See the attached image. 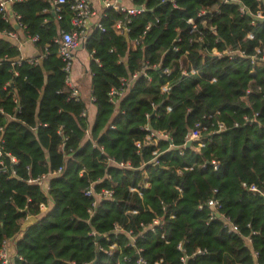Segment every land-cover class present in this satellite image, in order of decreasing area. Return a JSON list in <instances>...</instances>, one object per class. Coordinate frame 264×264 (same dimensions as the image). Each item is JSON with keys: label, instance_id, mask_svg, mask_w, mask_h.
I'll return each instance as SVG.
<instances>
[{"label": "trees", "instance_id": "obj_1", "mask_svg": "<svg viewBox=\"0 0 264 264\" xmlns=\"http://www.w3.org/2000/svg\"><path fill=\"white\" fill-rule=\"evenodd\" d=\"M51 1L15 0L9 5L22 31L37 35L34 46L38 52L46 46L47 53L38 63L16 61V46L0 39L1 159L5 166L0 173V241L20 234L11 264H88L95 256L90 230L104 233L118 221L136 233L139 222L147 224L154 217L162 225L143 232L135 241L149 264L159 257L166 264H264V197L246 188L264 189V66L249 74L246 59L202 54V47L208 51L236 44L250 52L258 41L264 48V21L249 25V17L239 15L232 1L175 0L177 7L171 8L160 0H132L145 11L130 17L126 35H117L111 24L122 15L106 10V17L100 20L104 31L92 28L83 44L90 54V95L95 111L88 123L87 115H81L84 102L74 100L64 87L63 64L52 42L59 29H71V13L62 4L60 18L54 20ZM238 1L251 10L256 4L254 0ZM199 10L205 11L202 17L196 16ZM186 18L198 25L202 18L214 27V32L201 30L203 46L187 44L191 35ZM147 22L150 28L131 49L130 40L141 34ZM2 29L14 28L0 18ZM246 30L252 31L251 40H242ZM176 36L181 42L178 51H173ZM4 55L9 60H3ZM143 63L154 67L146 68L145 76H137L115 102L110 101L109 88L117 87L119 77L129 76ZM179 64L190 65L197 73L180 75ZM163 67L170 69L168 76L160 72ZM210 77H214L212 82ZM166 81L169 90L161 93L159 87ZM247 88L251 91L245 93ZM216 121L224 129L211 134L197 152L193 144L182 146L193 124L212 123L215 128ZM145 125L166 132L168 139L142 146L136 153L134 142H141L147 134ZM154 148L160 154L158 165L152 167L148 160ZM5 153L17 162L11 164ZM106 158L128 161L135 167L144 165L141 170L121 169L106 165ZM211 160L217 162L216 169L209 164ZM188 166L190 170L175 173ZM59 168L58 174L49 177L45 193L25 182ZM142 171L149 187L140 189L137 196L127 187L136 185ZM98 180L94 190L114 183L113 196L88 214L91 198L83 190ZM211 197L218 200L220 215L210 219L206 201ZM39 204L46 207L43 212ZM131 209L136 212L125 213ZM26 215L34 220L21 229ZM223 217L237 231H227ZM178 243L181 250L176 248ZM196 249L205 251L193 255ZM122 251L130 254L129 249ZM181 256H186L183 262ZM104 261L105 256L98 253L96 264Z\"/></svg>", "mask_w": 264, "mask_h": 264}, {"label": "built area", "instance_id": "obj_2", "mask_svg": "<svg viewBox=\"0 0 264 264\" xmlns=\"http://www.w3.org/2000/svg\"><path fill=\"white\" fill-rule=\"evenodd\" d=\"M12 1L15 0H0V18L3 22H14L17 24L18 28H20V25L15 21V19L18 17L16 14L10 11L9 5ZM221 3H227L228 1H232L236 4V10L239 13V15H246L249 17V25L254 26L257 23L264 21V0H254L256 2L255 7L253 10L249 9L246 5L242 4L238 0H217ZM62 4L67 5V9L71 13L70 17V24L71 29L70 30H64L59 29L57 32V35L53 38L52 42L56 45V56L62 61L63 64V71L65 72L64 77V87L69 90V96L72 97L74 100L79 99L78 91L75 88V86L71 83L69 78V71L70 67L73 61V51L79 47L80 45L83 46L86 38L89 35V32L92 28H96L100 31H104V27L100 23L101 18L106 17V10H112L118 14H121L122 16L116 20L113 21L111 24V28L117 35H126L129 32L128 23L130 22V17L141 14L145 11V8L143 5H134L132 4V0H101L100 5L97 9H94L91 7L89 0H52L50 3V13L52 15V18L54 20H58L60 18L59 10L60 6ZM160 4H169L171 8H176V2L175 0H160ZM205 14L204 10H199L196 13L197 17H202ZM93 17V22L90 24L91 27L88 28L87 23L90 18ZM154 21L157 22L158 18H154ZM185 22L188 24V33L191 35V37L187 38V44L188 45H198L199 47L203 46V36L201 33V30L207 28L208 30L214 32V27L207 25L206 20L200 18L199 25L192 19V18H186ZM89 25V26H90ZM151 26L150 22H147L143 26V30L140 35L136 36L135 38L130 40V48L135 49L137 44L139 43V39L141 35H143ZM177 29V28H175ZM22 37L24 38L25 42L34 45V42L37 41L38 37L37 35H30L22 31ZM18 34L15 29L13 30H0V39H5L12 43V41L17 40ZM253 38L252 31L246 30L243 33L242 40H251ZM214 41H218L217 37L214 39ZM173 44L171 45V49L173 51H178V43L181 42V38L179 36H176L173 39ZM17 48V46H16ZM18 49V48H17ZM202 50L208 55V56H217L216 58L223 56L226 57L229 60L242 58L246 59L250 65L249 74H253L256 68L264 66V48L260 45V41L256 45L252 47V50L250 52H246L244 48H241L238 44L234 46L226 45L222 47L221 49H217L216 47H211L208 51L202 47ZM111 52V50H108ZM38 52V51H37ZM92 52V51H91ZM47 53L46 46H44L43 50L41 52H38L33 57H23L21 55H18L16 58V61L27 59L32 64L38 63L39 59ZM185 50L183 51V55H185ZM90 56V54H89ZM9 60L5 55L3 56V60ZM180 59H178L179 61ZM95 62H98L97 59H94ZM180 65V64H179ZM148 67H154V65L149 66L147 63H143L141 67L132 72L127 77H119L118 79V86L117 87H110L107 96L108 99L112 102L116 101V98L120 97L123 92L126 90V88L129 86V84L140 74L142 76H145V69ZM160 72L166 76L169 75L170 69L168 67L161 68ZM179 72L180 75H187V74H195L197 73L196 69L192 66H187V68L179 66ZM16 72L13 71V75H15ZM147 78V77H146ZM214 80V77H210L208 79L209 82H212ZM8 85V82H6L2 88H5ZM169 83L168 81L164 82L162 85H160L159 90L161 93H165L169 90ZM251 89L247 88L245 93L250 92ZM92 96L89 97V102H92ZM12 101L16 103V98L12 94ZM151 107L154 108V105L151 104ZM169 110V107H165V112ZM0 115H4V111L2 110L0 106ZM6 115V114H5ZM81 115H86V108L81 111ZM8 117V115H6ZM209 117V116H208ZM244 119H246L244 117ZM236 125V124H234ZM145 131H147V134L143 137V140L141 142L136 141L134 142V146L137 148L136 153H139L138 150L142 146L147 145H153L155 146L157 143V140L160 139H168V135L166 132L163 131H153L150 130L146 125L143 127ZM2 125H0V173H3L5 171L4 163L1 159L2 157ZM224 129V125L216 121L215 122V128L212 123H210L208 126L205 124H202L201 122H197L193 124V126L188 129L186 134L184 135V142L182 146L184 147V144L186 141L190 142V146H192V149L197 152L206 141L209 140V137L214 132H218ZM57 133L59 134V131L57 130ZM85 135L88 137V132L85 131ZM189 146V147H190ZM100 149V148H99ZM160 153L156 148L152 149L150 151L151 158L148 160V164H150L152 167L158 165V155ZM5 156H7L9 162L11 164H15L17 160L11 156L8 153H5ZM106 165H114L117 168L121 169H130V170H141L144 163H140L137 167L133 166L128 161L125 162H115L111 158H106L105 161ZM209 164L212 166L213 169L217 168V162L215 160H211ZM191 167H182L175 169V173L177 175H180L183 170H190ZM60 172V168L57 169L54 172H49L46 174H39L35 177H28L25 182L34 184L38 186L42 192H46L48 188V179L49 177L58 174ZM10 174H13V171H11ZM81 174V173H80ZM99 182H89L88 185L84 188L83 194L84 196L91 198L90 201V208L87 209L88 214H92V208H98L99 202L105 199H111L113 196V186L115 184L113 183L110 187H101L97 191L94 190V184ZM242 186L245 187V184L242 183ZM149 187L148 177L145 175V173L142 171L141 173V179L136 183L134 186H128L127 190L130 192H135L137 196H140V189H145ZM247 190L251 191L252 193H258L260 196L264 197V189L259 190L254 185H249L246 187ZM177 190H179L177 188ZM215 192V190H214ZM264 205V202H263ZM206 206L209 208L208 216L209 218H213V216H217L216 214L220 215L218 213V209L220 207V204L218 200L214 197L209 198L206 201ZM45 206L43 204H39L38 209L40 212H43L45 210ZM131 213L134 214L136 210L131 209L127 210L125 213ZM224 226L227 228V231L234 232L237 231V228L234 224H232L227 217H223ZM162 225V221L158 217L152 218V220L147 223L143 224L139 222V231L134 233L132 229L125 227L122 223H119L118 221H113L111 223V227L108 231L104 233H97L94 230H90L88 232V235L95 238L97 235L101 236L100 241H102L101 244H97V251L98 253H101L105 256V261L103 264H149L148 260L142 255V248L137 246L135 244V241L137 238L141 237L143 232L145 231H151L153 232L155 230V227H160ZM254 233V232H252ZM163 235L160 233L159 238H162ZM8 241L9 239H3L0 241V264H11V259L13 257V254L9 252L8 249ZM246 244L250 243V239L248 237L245 238ZM177 249L181 250L180 243L176 246ZM123 249H129L130 254H124ZM204 249H196L192 254L198 255L203 254ZM255 253H253V256L255 258ZM113 258V259H112ZM186 256H181L180 261L183 262L185 260ZM151 264H166L164 263L163 259L161 257L155 258Z\"/></svg>", "mask_w": 264, "mask_h": 264}, {"label": "crops", "instance_id": "obj_3", "mask_svg": "<svg viewBox=\"0 0 264 264\" xmlns=\"http://www.w3.org/2000/svg\"><path fill=\"white\" fill-rule=\"evenodd\" d=\"M101 1V0H100ZM100 1L98 0H89V3L92 8L97 9L100 5ZM93 22V17L88 20L87 27H91V23ZM12 25L16 24L14 20H12ZM17 25V24H16ZM90 25V26H89ZM18 34L17 40L12 41V44L17 46L19 55L23 57H33L38 52L36 47L32 44L25 42L24 38L22 37V30H20L17 26L15 29ZM89 54L85 51L82 45L77 47L73 51V59L75 63L71 64L70 71H69V78L71 83L75 86L78 91L79 99L84 102L86 108V115L88 119V123H91L94 117V108L91 102H89L90 97V72L88 68L89 62ZM87 137V136H86ZM46 209V208H45ZM32 220H34V216L26 215L21 222V229H23L27 224H29ZM20 229V230H21ZM19 233L15 235L12 239L8 241V249L11 254H14V243L15 239L19 237Z\"/></svg>", "mask_w": 264, "mask_h": 264}, {"label": "water", "instance_id": "obj_4", "mask_svg": "<svg viewBox=\"0 0 264 264\" xmlns=\"http://www.w3.org/2000/svg\"><path fill=\"white\" fill-rule=\"evenodd\" d=\"M13 28L14 29H17V25L16 24H13ZM203 55H206L208 56L205 52H202ZM210 58H216L217 56H208ZM190 146V142L189 141H186L185 144H184V147L187 148ZM217 216H219L218 214H216ZM101 239V236L100 235H97L95 238H94V241H95V256L93 258V260L88 263V264H96L97 261H98V251H97V242Z\"/></svg>", "mask_w": 264, "mask_h": 264}, {"label": "rangeland", "instance_id": "obj_5", "mask_svg": "<svg viewBox=\"0 0 264 264\" xmlns=\"http://www.w3.org/2000/svg\"><path fill=\"white\" fill-rule=\"evenodd\" d=\"M98 1H100V0H98ZM72 63H73V64L75 63V60H74V59H73Z\"/></svg>", "mask_w": 264, "mask_h": 264}]
</instances>
